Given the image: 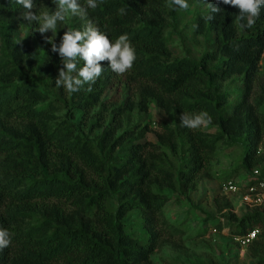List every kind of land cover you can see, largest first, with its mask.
I'll return each mask as SVG.
<instances>
[{
	"label": "trees",
	"instance_id": "16d2710c",
	"mask_svg": "<svg viewBox=\"0 0 264 264\" xmlns=\"http://www.w3.org/2000/svg\"><path fill=\"white\" fill-rule=\"evenodd\" d=\"M42 1L33 0V14L39 16ZM78 2L81 11L66 31L91 23L110 42L127 35L136 100L129 78L113 72L107 58L97 62L102 72L95 82L79 91L57 86L64 58L51 44L39 53L23 43L41 36L38 21L24 19L16 0H0V229L10 234L0 264H154L151 255L169 228L184 231L168 223L161 191L191 190L221 137L245 135L249 149L239 167L264 172L262 97L250 100L264 51V6L252 27H242L237 7L188 0L179 10L190 15L197 45L179 57L164 34L163 0H97L94 9ZM210 4L220 11L211 14ZM151 100L172 114V123H159L155 142L146 139L147 124H124ZM59 108L64 117L52 123ZM200 112L217 128L213 137L180 124L185 114ZM236 216L220 217L232 240L254 228L250 244L264 234L261 209Z\"/></svg>",
	"mask_w": 264,
	"mask_h": 264
},
{
	"label": "rangeland",
	"instance_id": "374dc122",
	"mask_svg": "<svg viewBox=\"0 0 264 264\" xmlns=\"http://www.w3.org/2000/svg\"><path fill=\"white\" fill-rule=\"evenodd\" d=\"M38 9L39 15L46 11L51 14L58 10V5L53 3V0H43ZM161 10L165 21L164 34L170 38L169 47L172 55L186 56L187 50H193L197 45L196 39L191 38V28L187 23L190 15L181 13L179 8L177 10L173 8L171 0H163ZM73 17L66 15L64 21H57L56 35L51 43L48 42L53 35L51 30L40 33V37H31L23 43H28L33 52L39 53L47 49V43L51 46L54 43L58 48L61 43V34L67 30ZM128 73L129 70L120 75L129 78V94L133 100H136L139 82L131 80ZM252 91L250 100L262 97L257 110L264 118V51L258 61ZM112 95V92L107 93V97ZM64 113L63 108L55 110L51 118L52 123L60 121ZM79 116L77 112L76 117ZM162 121L172 123V114L164 112L151 100L147 104L146 111L133 109L124 124L131 125L135 122L147 124L149 132L146 134V139L155 142V133ZM201 129L210 137L217 133V128L211 124L202 125ZM259 147H264V137ZM248 149L249 143L245 135H224L216 142L215 153L206 164L205 174L197 180L191 190L182 195L168 189L161 191L167 198L163 206V214L168 223L178 226L179 229L183 228L184 231L169 228L167 235L160 239L159 246L151 255L154 264H258L259 259L264 257V234L257 238L255 243L241 250L228 235L229 229L225 224V218H220L223 213L232 212L231 209L234 208L231 195H226L220 190V183L235 176L241 180L247 178L244 177L239 164L243 152ZM235 169L236 172H234ZM243 213V209H238L235 216L238 215L236 216L238 218ZM219 219H221L220 222Z\"/></svg>",
	"mask_w": 264,
	"mask_h": 264
},
{
	"label": "clouds",
	"instance_id": "9594fccd",
	"mask_svg": "<svg viewBox=\"0 0 264 264\" xmlns=\"http://www.w3.org/2000/svg\"><path fill=\"white\" fill-rule=\"evenodd\" d=\"M219 3L235 6L239 9L237 18L240 21H246L242 27H252L254 18L259 15L260 9L264 6V0H218ZM26 11L23 18L29 22L38 21L40 33L47 30L52 31V37L49 43L55 38L57 31V21H64L66 15L76 16L80 13L81 8L78 0H53L58 5V10L49 14L48 11L40 13L39 16L33 14V0H16ZM88 8H96L97 0H86ZM173 8L186 9L188 0H171ZM211 5L210 13L220 11L216 6ZM123 9L120 12L123 13ZM208 19H212V15ZM55 33V34H54ZM82 43H78L81 42ZM52 52H58L63 59V70L59 71V78L56 80L57 86L63 85L65 90L70 93L79 91L81 85L95 82L102 72L98 61L107 60L110 62V69L122 74L132 67L135 60V50L130 45L126 34H121L111 40L98 28L91 23L87 24L84 29L64 32L61 37L60 46L52 43ZM82 60L83 66L77 67V61ZM75 73V75H73ZM91 91V89H88ZM211 122V117L206 112L198 114H185L181 117V125L187 128L195 129ZM10 244V234L7 229H0V249Z\"/></svg>",
	"mask_w": 264,
	"mask_h": 264
},
{
	"label": "built area",
	"instance_id": "2783aa9c",
	"mask_svg": "<svg viewBox=\"0 0 264 264\" xmlns=\"http://www.w3.org/2000/svg\"><path fill=\"white\" fill-rule=\"evenodd\" d=\"M260 149V148H259ZM244 180L239 177H231L220 183V190L226 195L232 197V212L243 209L244 212L254 209L264 211V172L259 167H252L248 172L244 173ZM258 233L256 228L249 230L243 235L233 237L239 249L243 250L248 246Z\"/></svg>",
	"mask_w": 264,
	"mask_h": 264
}]
</instances>
